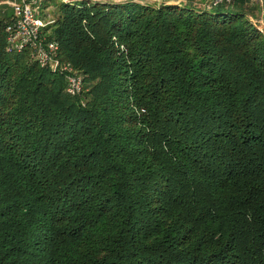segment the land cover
<instances>
[{"label": "trees", "instance_id": "obj_1", "mask_svg": "<svg viewBox=\"0 0 264 264\" xmlns=\"http://www.w3.org/2000/svg\"><path fill=\"white\" fill-rule=\"evenodd\" d=\"M185 1L55 2L76 96L1 13L0 264H264L260 7Z\"/></svg>", "mask_w": 264, "mask_h": 264}, {"label": "built area", "instance_id": "obj_2", "mask_svg": "<svg viewBox=\"0 0 264 264\" xmlns=\"http://www.w3.org/2000/svg\"><path fill=\"white\" fill-rule=\"evenodd\" d=\"M45 0H21V3L15 1H6L2 5L10 6L13 9V17L7 27L8 43L10 51L23 52L30 50L33 58L37 60L40 66L50 67L58 64L60 46L56 42H46L43 36V29L47 22L40 16L41 8ZM65 1V0H64ZM71 2L84 0H68ZM88 1V0H87ZM235 0H209L206 4L208 8L216 7L222 4H231ZM252 5H258L261 12V22L264 23V0H242ZM44 9V8H43ZM57 70V69H54ZM67 76V92L77 94L81 91V80L73 74V70L66 66L63 68Z\"/></svg>", "mask_w": 264, "mask_h": 264}, {"label": "rangeland", "instance_id": "obj_3", "mask_svg": "<svg viewBox=\"0 0 264 264\" xmlns=\"http://www.w3.org/2000/svg\"><path fill=\"white\" fill-rule=\"evenodd\" d=\"M6 1H15V0H0V4L4 3ZM16 1L18 3H21V0H16ZM62 1L63 0H45L43 2V8L44 9L41 8L40 16L42 18H44L48 24L50 22H52V15L57 10V5L55 4V2L60 3ZM100 1L110 3V2H124L126 0H100ZM136 1H140V0H136ZM143 1L145 3H147V4H152V5L153 4L160 5L162 3H167V4L173 5V6H180L181 5L180 3H183L182 0H143ZM190 1L192 3V6L199 7V8H202V6L206 5L209 2V0H187L185 2L190 3ZM64 2L65 3H72L71 1H68V0H65ZM79 2L80 1H75L73 3L78 4ZM3 12H5L7 14V16H10L13 13V9L10 6H7V5H3V6L1 5L0 6V17H1V13L3 14ZM260 20L261 19H258L256 21L254 20L253 22H254L255 25L257 24V27L260 30L264 31V23L261 22ZM58 59H59L58 60L59 61L58 64L50 66V67H44V68H49L50 71L54 70V69H57L59 71V73L63 74L65 79H67V76L69 74L66 73V71L63 70V68H65L66 66H69V68H71L73 70V74L77 75V77H79V79L81 80V91L80 92H82L84 83H83V78H82L81 74L79 73V71L72 65V63L66 62L65 60L62 59L61 52H60V55H59ZM40 67L43 68L42 66H40ZM66 92H67V87H66ZM67 94L70 95V96L78 95V93L77 94H69L68 92H67Z\"/></svg>", "mask_w": 264, "mask_h": 264}]
</instances>
